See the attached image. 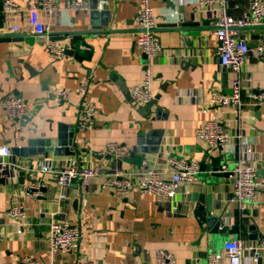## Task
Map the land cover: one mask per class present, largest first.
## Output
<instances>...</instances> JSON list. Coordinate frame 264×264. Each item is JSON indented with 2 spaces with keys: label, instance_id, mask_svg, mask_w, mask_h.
Wrapping results in <instances>:
<instances>
[{
  "label": "crops",
  "instance_id": "obj_1",
  "mask_svg": "<svg viewBox=\"0 0 264 264\" xmlns=\"http://www.w3.org/2000/svg\"><path fill=\"white\" fill-rule=\"evenodd\" d=\"M13 1L26 9L36 0ZM51 1L56 12L45 19L49 31L83 33L60 42L72 49V55L52 61L46 43L27 46L21 42L16 48L0 43V98L17 96L28 112L24 122H14L0 110V146L9 147L12 166L9 177H0V264H22L25 257L39 264H156L158 251L172 256L175 264H212L208 254L220 252L226 241L258 242L264 236V188L241 211L228 203L230 175L213 176L201 170L199 163L208 150L212 157L221 155L222 166L231 172L244 138L257 156L255 175L264 179V104L253 105L246 96L264 92V56L246 57L240 73L241 109H216L208 104L210 93H229L234 76L219 66L212 20L207 13L195 11V0H151L161 47L151 60L134 44L138 0H94L97 30L89 20L90 0H85L86 11L67 10L69 0ZM2 2L0 34H13L9 28L17 25L16 34L30 35L26 13L4 20ZM250 2L227 0L228 15L240 17ZM187 22H197L198 27L192 32L179 29ZM239 37L250 49L258 47L264 42V24L240 29ZM146 69L152 99L157 97L148 117L129 96ZM84 80L88 88L81 97L76 90ZM56 89L68 91L67 99L56 103L50 95ZM88 103L94 118L91 126L81 128L78 118ZM211 117L230 135L220 150L208 148L194 135ZM138 139L147 141L138 145ZM45 141L50 142L48 146ZM109 143L128 149V156L118 162L124 172L144 163L167 176L170 171L163 155L168 152L198 162L195 181L181 184L171 202L163 205L137 188L118 197L111 188H102L105 175L116 167L109 155L98 154ZM42 148H47L44 156L39 153ZM204 161L210 164L209 158ZM42 163L50 164L52 172L42 173ZM71 165L97 167L101 175L85 186L73 180L58 188L55 172ZM34 180L43 182L40 195L26 198L24 190ZM13 203L23 206L21 221L7 216ZM198 206L220 218L227 231L211 233L200 225ZM52 221H67L79 228L81 237L74 250L50 253ZM219 264H226L225 258Z\"/></svg>",
  "mask_w": 264,
  "mask_h": 264
},
{
  "label": "built area",
  "instance_id": "obj_2",
  "mask_svg": "<svg viewBox=\"0 0 264 264\" xmlns=\"http://www.w3.org/2000/svg\"><path fill=\"white\" fill-rule=\"evenodd\" d=\"M138 2L139 9L133 19L138 29V33L134 37V44L147 60H151L161 51L156 34V20L150 5L151 0H138ZM195 3L197 5L195 11L207 13L212 20L219 66L234 76L230 82L229 93L211 92L208 104L216 109L230 107L239 111L244 105L240 73L246 57L249 54L256 57L264 56V42L258 47L250 49L246 42L239 37V31L242 28L264 24V0H251L248 11L238 18H232L228 15L227 0H195ZM65 8L72 11H86L88 6L85 0H69L66 2ZM20 12L26 13V24L31 34L44 35L50 32L45 19L52 16L56 12V8L51 0H36L26 9H23L13 0H3L1 13L4 20H8L10 16ZM9 31L16 33L19 31V27L17 25L11 26ZM46 48L50 60L56 61L64 57L66 46L47 42ZM87 88L88 82L84 80L77 88L76 93L83 97ZM50 95L56 103H59L66 100L69 93L64 89H56ZM129 96L135 107L145 105L152 99L151 77L147 69L144 71L143 80L130 88ZM246 96L253 105L264 104V92H249ZM0 110L4 111L7 117L14 122L21 121L28 113L24 100L17 96L1 97ZM93 118L94 108L88 103L78 118V126L81 128L91 126ZM194 135L208 148L225 144L230 138L229 133L222 128L214 117L196 128ZM240 139V156L229 173L232 179V190L228 203L236 205L239 210L243 211L246 203L254 199L260 188H264V179H258L255 175L257 156L254 148L244 138ZM98 154L109 155L116 164L114 170L105 175L102 188H111L118 197L127 196L132 189L137 188L152 195L160 205L170 203L181 184H192L198 170L196 160L175 157L167 152L163 155L165 165L170 171L167 176L163 175V170L149 168L144 163L124 172L118 168V162L127 157L129 151L125 146L116 143L107 144L105 150ZM9 157V147L1 145L0 177H9L11 174L12 166L8 162ZM39 170L42 173H49L52 172V166L48 163H42L39 164ZM220 170L221 172L227 171L224 166ZM100 175L101 171L97 167L71 165L55 172L54 182L60 189L73 180H77L85 186ZM42 187L43 182L34 180L25 188L24 196L36 198L40 195L39 192ZM59 198L63 199L64 195L59 193ZM173 209L175 208L173 207ZM7 216L12 219L18 218L21 221L23 218L22 204H11ZM80 237V230L77 226L67 221H52L48 229L49 251L51 254L71 252L76 248ZM222 258H225L226 264H264V236L258 242L245 243L239 238L226 241L220 252H211L207 259L212 264H219ZM21 263L39 264L30 257L23 258ZM156 264H175V260L169 254L158 251Z\"/></svg>",
  "mask_w": 264,
  "mask_h": 264
},
{
  "label": "water",
  "instance_id": "obj_3",
  "mask_svg": "<svg viewBox=\"0 0 264 264\" xmlns=\"http://www.w3.org/2000/svg\"><path fill=\"white\" fill-rule=\"evenodd\" d=\"M89 20H90V24L92 25V29L97 30L98 28L95 26V22H96V17H97V12H96V6H95V2L94 0H90L89 2ZM204 24V23H202ZM170 27H176L175 24H171ZM194 27H198V23L197 22H187V23H181L180 24V28L181 30L185 31V32H189L191 30V28ZM190 28V30H188ZM193 30H191L192 32ZM63 33V32H62ZM76 34H83L82 32H64L63 34L61 33H56V32H49L47 34L44 35H34V34H30V35H21V34H10L9 36H4L3 34H0V43L1 42H7V43H12V45H14V47L16 48V45H18V43L24 42L27 46H32L34 44L37 45H43L47 42H52L55 43V45H61L60 42L70 38L73 35ZM70 46H72V44H70ZM65 55H72L73 51L71 48H66ZM76 57V56H75ZM156 100L157 97H155L154 99H151L147 104L145 105H141L138 107V111L144 116V117H148V115L150 114V110L151 107L153 105L156 104ZM155 112H159V109L156 110ZM27 119V116L24 117L21 121L24 122V120ZM144 141V139H138L137 144L141 145ZM50 142L45 141L44 144L45 146H48ZM155 143H159L158 140H156ZM218 150L221 149V145L217 146ZM47 148H42L40 150V155H45ZM138 152H143L144 150H142L141 148H137ZM153 150H155V148H153ZM209 151L206 150L204 155H203V159L200 161L199 165H200V169L201 170H207V171H211V175L213 176H226L229 175L230 172H221V167H222V162H223V158L221 157V155H218L216 157H212L209 153ZM132 155V154H131ZM209 158L210 160V164H206L205 163V159ZM196 217L198 219V222L200 225L205 226V228L207 230H209L211 233H218V234H223L224 232L227 231V227L224 226V224L222 223L221 219L216 217V216H212L210 214V211L208 209H205L204 206H198L197 207V212H196ZM252 229V228H251Z\"/></svg>",
  "mask_w": 264,
  "mask_h": 264
}]
</instances>
